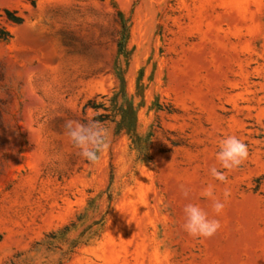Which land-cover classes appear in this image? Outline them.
Segmentation results:
<instances>
[{
  "label": "rangeland",
  "instance_id": "1",
  "mask_svg": "<svg viewBox=\"0 0 264 264\" xmlns=\"http://www.w3.org/2000/svg\"><path fill=\"white\" fill-rule=\"evenodd\" d=\"M0 27V264H264V0H0ZM67 121L103 136L96 163Z\"/></svg>",
  "mask_w": 264,
  "mask_h": 264
},
{
  "label": "clouds",
  "instance_id": "2",
  "mask_svg": "<svg viewBox=\"0 0 264 264\" xmlns=\"http://www.w3.org/2000/svg\"><path fill=\"white\" fill-rule=\"evenodd\" d=\"M34 73H29L27 82L31 84ZM72 124H76V130L70 132L73 141L77 146L81 147V155L89 160L91 163H96L99 159L97 152L104 150L108 147V144L103 139V136L99 133L94 135V138L89 141L87 134L84 130L87 126L81 125L78 122L67 121L66 127ZM92 143L94 147L85 148L83 145L85 143ZM248 147L246 143L240 140L238 137L231 135L226 137L221 141L220 151L217 153V160L221 164L223 169L231 170L239 167L248 157ZM211 174L215 179L225 182L227 181V176L219 171L216 167L210 169ZM183 190V186H181ZM184 195L187 196L188 192L184 190ZM205 197L213 198V209L219 214L223 211L224 204L218 199L214 198L213 188L210 185L202 193ZM230 195V192L226 189L224 192L225 198ZM184 213L186 216V221L183 225L184 230L192 237H204L210 238L216 234L220 228V223L216 219H209L208 214L198 205L187 204L184 208Z\"/></svg>",
  "mask_w": 264,
  "mask_h": 264
},
{
  "label": "trees",
  "instance_id": "3",
  "mask_svg": "<svg viewBox=\"0 0 264 264\" xmlns=\"http://www.w3.org/2000/svg\"><path fill=\"white\" fill-rule=\"evenodd\" d=\"M6 14H7L9 19H12V20H14L17 23H21L23 21V17L22 16L14 15L13 11L10 10V9L6 10ZM122 24H123L122 37H123V40H126L128 24H127L126 21H123ZM9 37H11V32L9 30H4V29H2L0 27V39H6V38H9ZM90 104H91V101L86 103V107L90 106ZM96 201H97V196H92L90 198V200H89V207L93 206L94 203H96ZM81 218H82V215L78 216V218L76 220H73L72 222H70L69 224L64 226L63 229H62V232L64 234H66V235H69L72 232L71 230H73V228H75L77 226V222L79 220H81ZM106 219H107V214L103 215L102 220H101V222H102L101 225L99 226L98 229H96L93 232V234L91 236L87 237L85 240L82 239L79 242H73V244H72L73 247H78V246H80V244H83V243L84 244H89L91 239L99 237L104 231L105 224H106ZM52 236H53V238H57L56 235H52Z\"/></svg>",
  "mask_w": 264,
  "mask_h": 264
}]
</instances>
